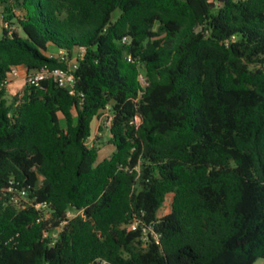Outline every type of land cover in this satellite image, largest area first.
<instances>
[{
    "label": "trees",
    "instance_id": "obj_1",
    "mask_svg": "<svg viewBox=\"0 0 264 264\" xmlns=\"http://www.w3.org/2000/svg\"><path fill=\"white\" fill-rule=\"evenodd\" d=\"M0 6V264L264 259V0ZM72 61L73 94L45 79L7 100L12 68Z\"/></svg>",
    "mask_w": 264,
    "mask_h": 264
},
{
    "label": "rangeland",
    "instance_id": "obj_2",
    "mask_svg": "<svg viewBox=\"0 0 264 264\" xmlns=\"http://www.w3.org/2000/svg\"><path fill=\"white\" fill-rule=\"evenodd\" d=\"M2 6H0V28L2 26H6V24L3 23V17H2ZM118 12L115 13L117 15ZM12 29H17V27H13ZM0 37H1V31H0ZM14 81V82H13ZM143 81V79H142ZM142 84H144L142 82ZM26 85L25 82V76L21 78V75L19 74L18 70L15 75L10 76V83L7 87V100L11 102L14 96H18L22 94L24 87ZM109 115L108 113L104 112L102 113L96 120L92 123V130H91V136L89 137L88 145L92 146L94 145L98 150V158L97 161H101L104 158L110 157L112 153L115 150V147L106 142L107 141V129L105 128V124L108 123ZM172 194H168L165 198V201L161 208L158 211V217H162L166 214H168L171 211V203H172ZM71 215H73V212H70ZM254 264H264V259L259 258L256 260Z\"/></svg>",
    "mask_w": 264,
    "mask_h": 264
},
{
    "label": "built area",
    "instance_id": "obj_3",
    "mask_svg": "<svg viewBox=\"0 0 264 264\" xmlns=\"http://www.w3.org/2000/svg\"><path fill=\"white\" fill-rule=\"evenodd\" d=\"M62 53V52H60ZM76 63L75 61H72L66 68H50L48 66H43L39 70L30 72L27 75H25V82L28 85H38L41 80L45 79H53L59 86L65 87L69 89V93H74V84H75V78L73 75L74 70L76 69ZM17 68H12L9 74V78L5 79L3 82V85L8 87L10 83V76L15 75L17 73ZM142 81V78H141ZM144 83V80L142 81ZM145 85V83L143 84ZM136 121H138V118H135ZM106 125V124H105ZM23 200L27 201V195L25 191H20L19 196L14 200L15 203H18V201ZM36 207H41V204H36ZM70 212H73L74 214L71 215ZM77 213L74 211H68L67 217L72 218ZM138 226V222H134L131 224V228L135 229ZM153 239L158 243L159 242V236L152 232ZM99 264H108L106 261H99Z\"/></svg>",
    "mask_w": 264,
    "mask_h": 264
},
{
    "label": "crops",
    "instance_id": "obj_4",
    "mask_svg": "<svg viewBox=\"0 0 264 264\" xmlns=\"http://www.w3.org/2000/svg\"><path fill=\"white\" fill-rule=\"evenodd\" d=\"M19 74L21 75V78H23V76H25L23 73H22V70H18ZM14 82V81H13Z\"/></svg>",
    "mask_w": 264,
    "mask_h": 264
}]
</instances>
